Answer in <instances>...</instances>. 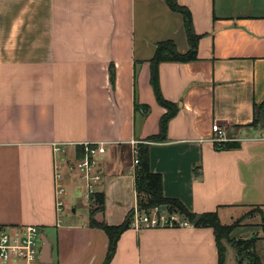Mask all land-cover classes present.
I'll use <instances>...</instances> for the list:
<instances>
[{
    "label": "crops",
    "instance_id": "obj_1",
    "mask_svg": "<svg viewBox=\"0 0 264 264\" xmlns=\"http://www.w3.org/2000/svg\"><path fill=\"white\" fill-rule=\"evenodd\" d=\"M176 1L190 12L197 58L159 66L161 95L178 111L166 140L147 146L149 171L164 198L238 223L232 235L255 239L264 264V125L252 126L264 105V0ZM164 41L181 55L189 50L182 17L164 0H0V226L38 228L50 248L36 264L106 257L108 237L89 227L83 188L69 175L78 144H106L97 187L104 211L95 220L120 226L137 205L130 142L159 133L165 109L149 62ZM214 125L239 148L216 150ZM56 166L65 176L61 213ZM170 218L177 222L129 225L109 264H220L211 229ZM223 246L222 264H251Z\"/></svg>",
    "mask_w": 264,
    "mask_h": 264
},
{
    "label": "trees",
    "instance_id": "obj_2",
    "mask_svg": "<svg viewBox=\"0 0 264 264\" xmlns=\"http://www.w3.org/2000/svg\"><path fill=\"white\" fill-rule=\"evenodd\" d=\"M167 7L174 13L179 14L183 20L184 31L186 34L189 50L186 54L181 55L177 52L176 46L172 41H164L156 45V50L153 58L150 60V85L155 97V100L159 106L165 109V114L159 121V133L154 136L148 137L146 141H165L167 134L168 122L177 114V105L166 101L160 92L159 87V73L158 69L162 63H189L196 61L197 44L199 37L194 33L192 26V19L190 12L187 8L180 6L176 0H164ZM113 74L110 75V82L113 83ZM139 106L136 105V109ZM147 108V107H143ZM141 110H143L141 108ZM264 110V105L255 108V116L252 126L255 128L259 125V117ZM216 150H234L239 148L237 142H227L213 144ZM139 165L135 169V191L137 196V207L140 211H153L154 209H160L165 207V211L172 215L177 214L183 217L186 222L195 227L209 228L213 231L216 246L218 249L219 263L224 262L225 248L222 245V241H225L232 247L236 246L237 254L245 252L251 264H259V260L254 253L253 247L255 239L247 242L232 241L229 236L234 230L235 226L222 225L215 213H205L196 215L189 212L179 201L174 199L164 198L161 191V178L157 174H153L148 168V156L147 146H139ZM93 210L89 211V227L102 230L108 237L109 244L106 257L103 264H109L114 256L115 245L118 237L122 234L130 225L131 212L128 214V220L120 226H109L104 222H98L95 220V215L104 211V196L102 193H96L90 199ZM149 213V212H148ZM147 213V214H148Z\"/></svg>",
    "mask_w": 264,
    "mask_h": 264
},
{
    "label": "built area",
    "instance_id": "obj_3",
    "mask_svg": "<svg viewBox=\"0 0 264 264\" xmlns=\"http://www.w3.org/2000/svg\"><path fill=\"white\" fill-rule=\"evenodd\" d=\"M238 139H228L225 131L214 125L212 127L213 144L238 142ZM264 141V134L257 138ZM152 141H131L130 146L133 156L134 169L139 165V146H151ZM104 143H80L77 145L76 158L69 167V175L73 181L83 188V199L90 203V199L97 193V187L102 180L100 162L106 153ZM60 148L55 147L54 152ZM64 173L60 166L54 171V196L55 206L58 213L65 207L66 186L64 184ZM155 214L147 215L140 211L137 205L131 213L130 226L136 228L160 227L172 225L177 221L153 210ZM153 212V213H154ZM41 237L37 227L26 226L19 229H11L0 226V264H36L41 249Z\"/></svg>",
    "mask_w": 264,
    "mask_h": 264
},
{
    "label": "rangeland",
    "instance_id": "obj_4",
    "mask_svg": "<svg viewBox=\"0 0 264 264\" xmlns=\"http://www.w3.org/2000/svg\"><path fill=\"white\" fill-rule=\"evenodd\" d=\"M88 208H90V211L91 210H93V207L91 206V204H89L88 203ZM155 210V209H154ZM149 212V213H148ZM154 211H146V213L143 211V213L144 214H147V215H153V214H155V212L153 213ZM158 212L159 213H162V214H164L166 217L168 216V217H170L171 215H169L166 211H164V212H160L159 210H158ZM253 213V212H252ZM183 218V217H182ZM237 225H238V223H233V225H230V226H235V227H237ZM47 236H49V233H47ZM229 238H230V240H232V241H239V240H241V239H238L236 236H234V235H232V233L230 234V236H229ZM222 243V245H224V243H226L225 241H222L221 242ZM228 244V243H227ZM232 245V244H231ZM230 245V246H231ZM234 249V253L236 254L237 253V250H236V246L235 247H233ZM240 255H239V257H240V259L241 260H246V258H248L246 255V253L245 252H241L240 251V253H239Z\"/></svg>",
    "mask_w": 264,
    "mask_h": 264
},
{
    "label": "water",
    "instance_id": "obj_5",
    "mask_svg": "<svg viewBox=\"0 0 264 264\" xmlns=\"http://www.w3.org/2000/svg\"><path fill=\"white\" fill-rule=\"evenodd\" d=\"M263 125H264V110L262 111V113H261V115L259 117V127H260V129L263 128ZM159 211L160 212H164L165 211V207H160ZM41 242H42V245H41V254L40 255L44 258L49 253L50 245H49L48 241L45 238H41Z\"/></svg>",
    "mask_w": 264,
    "mask_h": 264
}]
</instances>
